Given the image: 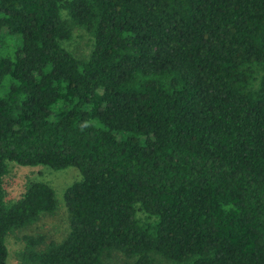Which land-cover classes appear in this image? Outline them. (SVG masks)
Here are the masks:
<instances>
[{
	"label": "trees",
	"instance_id": "16d2710c",
	"mask_svg": "<svg viewBox=\"0 0 264 264\" xmlns=\"http://www.w3.org/2000/svg\"><path fill=\"white\" fill-rule=\"evenodd\" d=\"M9 162L79 174L17 264H264V0H0V264L56 206Z\"/></svg>",
	"mask_w": 264,
	"mask_h": 264
},
{
	"label": "rangeland",
	"instance_id": "374dc122",
	"mask_svg": "<svg viewBox=\"0 0 264 264\" xmlns=\"http://www.w3.org/2000/svg\"><path fill=\"white\" fill-rule=\"evenodd\" d=\"M62 45L76 56H86L91 49V40L82 28L74 27L71 37L62 41ZM78 177V171L74 166L52 169L40 164L19 165L9 162L7 173L3 177L5 200H13L19 196L28 180H41L53 188L56 206L53 212L41 213L35 221L13 228L5 234V264L19 262L18 253L24 245L21 238L23 234H41L44 236V243L50 239L58 241L64 237L68 230V222L62 193L64 188ZM43 244L38 246L43 247ZM114 258L117 261L123 260L118 255H115ZM158 264H167V262L159 258Z\"/></svg>",
	"mask_w": 264,
	"mask_h": 264
}]
</instances>
